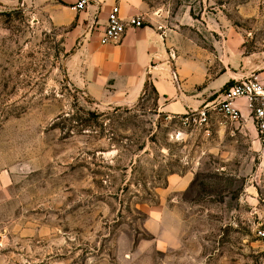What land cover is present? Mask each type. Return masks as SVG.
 <instances>
[{
	"label": "rangeland",
	"instance_id": "1",
	"mask_svg": "<svg viewBox=\"0 0 264 264\" xmlns=\"http://www.w3.org/2000/svg\"><path fill=\"white\" fill-rule=\"evenodd\" d=\"M141 1L145 24L194 38L214 73L215 44L236 38L264 61V0ZM67 31L0 0V264H264L256 122H186L151 85L132 104L94 100L70 78Z\"/></svg>",
	"mask_w": 264,
	"mask_h": 264
},
{
	"label": "crops",
	"instance_id": "2",
	"mask_svg": "<svg viewBox=\"0 0 264 264\" xmlns=\"http://www.w3.org/2000/svg\"><path fill=\"white\" fill-rule=\"evenodd\" d=\"M26 1L52 25L68 30L66 46L73 49L67 62L70 78L94 100L132 104L149 83L157 92L161 112L183 115L212 101L228 83H234L251 70L256 71L264 85V61L261 65L249 62L250 58L240 50L239 38L227 44L225 51L215 44L222 64L216 73L210 66V52L177 27L146 24L129 28L115 42L102 43L112 7L118 5L122 17L130 18L142 15L141 0H90L81 10L76 8L78 0ZM236 105L244 123L255 127L246 101L237 100ZM254 135L258 136L255 130ZM186 177L172 176V181L187 183Z\"/></svg>",
	"mask_w": 264,
	"mask_h": 264
},
{
	"label": "built area",
	"instance_id": "3",
	"mask_svg": "<svg viewBox=\"0 0 264 264\" xmlns=\"http://www.w3.org/2000/svg\"><path fill=\"white\" fill-rule=\"evenodd\" d=\"M90 0H78L76 8L84 9ZM145 20L142 15H135L124 18L121 15L120 7L114 5L108 15L107 25L101 37L102 43L115 42L122 38L129 28L144 27ZM244 99L250 110L251 116L256 122L258 137L262 144V155L264 158V85L256 73L244 76L233 84L224 88L215 99L207 102L201 108L187 112L185 121L208 122L212 114L221 115L232 122H241L242 112L236 105V101ZM264 239V228L258 231Z\"/></svg>",
	"mask_w": 264,
	"mask_h": 264
},
{
	"label": "trees",
	"instance_id": "4",
	"mask_svg": "<svg viewBox=\"0 0 264 264\" xmlns=\"http://www.w3.org/2000/svg\"><path fill=\"white\" fill-rule=\"evenodd\" d=\"M231 84H233V82L228 83V84L225 86V88L228 87V86L231 85ZM148 85H149V83H148ZM148 85H147V86H148Z\"/></svg>",
	"mask_w": 264,
	"mask_h": 264
},
{
	"label": "water",
	"instance_id": "5",
	"mask_svg": "<svg viewBox=\"0 0 264 264\" xmlns=\"http://www.w3.org/2000/svg\"><path fill=\"white\" fill-rule=\"evenodd\" d=\"M147 78L149 79V74H147Z\"/></svg>",
	"mask_w": 264,
	"mask_h": 264
}]
</instances>
